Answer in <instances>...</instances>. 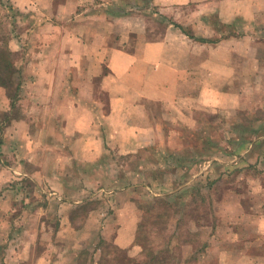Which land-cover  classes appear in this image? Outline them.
I'll return each mask as SVG.
<instances>
[{"label":"rangeland","instance_id":"rangeland-1","mask_svg":"<svg viewBox=\"0 0 264 264\" xmlns=\"http://www.w3.org/2000/svg\"><path fill=\"white\" fill-rule=\"evenodd\" d=\"M22 2L0 0V48L13 53L15 66V69L0 67V163L3 159L8 162L1 150L12 151L13 148L8 144L6 148L4 144L2 146L3 137L11 134L7 127L13 119L30 115L32 126L21 124L15 127V131L19 130L22 135L25 131L35 132L38 140L34 143L38 145L48 140L50 112L45 105L41 107L38 101L46 96L49 84L62 82V72L66 71L69 63L59 55L70 49L81 52L82 48V45L57 40L62 28L50 19L47 26H40L38 22L46 19V16L35 5L20 8L17 3L23 5ZM49 18L55 19L52 16ZM261 21L262 18L253 25H247L241 20L235 28L222 25L218 33L221 37L233 33L241 37L254 32L264 49V25H260ZM149 23L151 32L147 39H159L164 28ZM191 46L192 51L203 52L200 44ZM88 48L92 49V44ZM161 49L166 50L167 47ZM82 53H85V48ZM257 53L259 62L262 54ZM105 63L107 60L102 65ZM152 63H158V79L160 77L161 86H164L170 79L168 68L173 66L174 60H139L138 67L144 72L142 81L148 85H152L154 75L148 74L145 67H152ZM237 63L241 67L235 64L237 72L230 75L234 70L230 69L229 72L226 69L231 67L230 64L220 61L218 66L214 60L206 64L198 55L192 58L190 65L197 75L194 78L190 76L182 96L198 95V100L193 103L189 115L191 122L183 123L174 116L172 122L162 124L171 135V139L167 140L170 150L163 151L162 146V149L155 150V157L150 151L138 159L117 150L109 155L107 162L111 159L114 162L111 167H105L103 174L106 175L102 179L107 187H113L114 180L119 178L118 183L124 187L130 185L135 188H130L132 191L129 193L98 192L94 197L100 201L84 203L80 210L72 214L75 216L65 228H73L76 232L66 236V242L72 244V235H77L74 244L79 247L80 254L76 262L67 258L70 252L68 248L56 242L49 254L59 262L42 261L39 258L42 253L39 244L25 261L5 262L8 260L7 252L0 245V264H249L251 261L264 264V73L251 78L246 73L251 68L249 60L240 56ZM92 64L88 59L81 62L75 60V71H72L73 68L68 71H72V77L69 78L67 73L63 81L65 84H75L77 91L66 90L64 97L84 100L78 96V85L84 93V87L88 85L85 82L99 76L84 73V70L92 68ZM113 64L116 68L122 65L120 60H115ZM215 67L223 69L226 74L229 72L227 78L231 80L233 89L221 95L205 90L195 91V79L203 78L211 82V76L208 73L205 75V72ZM50 69L51 72L46 74V70ZM92 69L103 70L96 66ZM202 72L204 76L200 75ZM119 75L117 77H123L121 80L124 81L125 76ZM11 77L13 80H10ZM130 79L133 81V77ZM49 80L51 83H48ZM101 82L97 81V99L106 96ZM109 82L105 81L104 84ZM114 93L120 91L114 90ZM97 106L94 108L97 112L95 121L108 134L110 130L105 115L109 107L104 101ZM54 108L52 113L56 114L58 109ZM58 108L62 110L66 107ZM43 116H46L45 123L38 122L37 119ZM33 119L36 121L33 122ZM120 136L127 134L121 132ZM18 146H23V143ZM197 162L200 163L196 165ZM140 165H145V170ZM30 167L29 171H32L34 166ZM0 177L3 181L9 179L7 174ZM2 184L0 195L6 190ZM15 191H21L22 196L26 194L21 184ZM35 192L40 198L39 190L35 189ZM21 198L16 199L20 201ZM1 202L0 213L3 212L5 219L2 217L0 230L9 228V223L17 228V220L22 227L30 220L31 228L36 230L41 216L50 225L56 226L53 213L44 214L49 205L43 200L14 206L12 199L3 197ZM130 202L133 204H128ZM128 213L133 216L140 214L139 219L135 216L128 220ZM20 215L21 218H18ZM127 221L132 224L136 222V234L132 247L124 250L116 246L113 240L118 226ZM39 241L41 236H38Z\"/></svg>","mask_w":264,"mask_h":264},{"label":"crops","instance_id":"crops-1","mask_svg":"<svg viewBox=\"0 0 264 264\" xmlns=\"http://www.w3.org/2000/svg\"><path fill=\"white\" fill-rule=\"evenodd\" d=\"M16 1L20 3V0ZM140 1L142 0H138ZM18 3L20 8L35 5L38 11L46 16V19L42 18V21L38 22L40 26H47L48 19L56 22L62 28L61 36L57 40L82 45V48L81 52L70 49L59 55L69 63L66 71L62 72V82L51 83L49 80L48 83L51 84L46 89V96L38 101L41 107L45 105L50 112L47 121L51 124L46 137L48 140L38 145L34 143L38 140L35 132L25 131L22 135L19 130L15 131V127L21 124L32 126V119L27 115L12 120L7 127L11 134L9 137H3L2 142L5 148L7 144L13 148L12 151L3 150L4 148L1 150L8 162L3 159L0 163V176L7 174L9 179L3 181L0 177V185L4 183L2 185L6 187L3 195H0V211L3 197L12 199L14 206L17 203L26 205L43 200L49 205L44 214L47 216L53 213L56 226L53 227L50 222L42 219L43 216L39 218L36 230L31 228L30 220L29 223H23V227L17 220V228L9 223V228L0 230V245L7 252L8 260L5 262L25 261L38 244L42 252L39 258L42 261L59 262V259L54 261L49 254L56 242L65 245L70 251L67 258L76 262L80 254L79 247L74 244L77 235H72V244L66 242V236L76 232L73 228H65L75 216L72 214L80 210L84 203L100 201L94 197L98 192L129 193L132 191L130 188H135L130 185L124 187L118 183L119 178L114 180L113 187H107V183L102 179L106 175L103 174L105 167H111L114 162L113 159L107 162L109 155L117 150L134 155V158L138 159L152 151V156L155 157V150L162 149V146L163 151L170 150L167 140L171 139V135L162 124L166 121L172 122L174 116L183 123L191 122L192 117L189 115L198 95L182 96V92L190 76L194 78V75H197L190 65L192 58L198 55L206 64L209 60L216 61L217 65L223 61L230 64L231 67H226L229 72L234 69L230 74L232 75L237 72V67H241L237 63L241 56L249 60L251 68L246 73L251 75V78L263 75L264 49L256 40L254 32L252 35L245 34L241 37L234 33L221 37L218 31L222 25L235 28L241 20L247 25H253L262 18L259 24L264 25V0H147L145 4L142 2L139 5L135 4V0H23V5ZM149 21L158 28H164L162 39H147L151 32ZM170 22L180 25L194 39L186 36ZM212 38L217 42L201 41ZM91 44L92 49H89L88 45ZM132 44H135V49ZM192 44H200L203 52L192 51ZM162 47L167 49H161ZM84 48L85 53H82ZM257 51L262 54L260 63ZM162 58L174 60L173 66L168 68L170 79L161 86L160 77L158 79L160 67L158 63H152V67H145V71L154 75V81L152 85L145 84L142 81L144 72L138 67L139 60ZM76 59L80 62L88 59L90 63L93 62L92 68H103L102 71L92 68L84 70L85 74H99L98 77L85 82L88 85L84 87V93L80 84L78 85V96L84 100L64 97L66 90L77 91L75 84H65L63 81L67 73L69 78L72 77ZM104 60H107V63L102 65ZM115 60H120V68L114 66ZM71 68L73 70L69 73ZM48 72H51V69L46 70V74ZM229 72L226 74L223 69L216 67L207 69L205 75L208 73L211 76V82L195 76V91L205 90L221 95L232 90V82L227 78ZM119 74L125 76L126 83L121 80L123 77H117ZM200 75L204 76V72ZM130 77H133V81ZM97 81H102L101 87L106 95L103 99H97ZM105 81L110 82L104 84ZM116 82L118 84L115 86ZM114 90L120 93H114ZM103 101L109 107L105 115L110 130L108 134L104 132L105 128L95 121L97 112L94 108ZM54 107L58 109L56 114L52 113L55 111ZM58 107L66 108L59 110ZM34 121L36 119H33ZM37 121L45 123L46 116L38 118ZM121 132H125L127 136H120ZM127 139L129 141L126 142ZM20 143H23V146H18ZM32 165L34 168L29 171ZM140 166L145 170V165ZM19 184L26 190L24 196L21 191H15ZM119 187L123 189H118ZM35 189L39 190L40 198L36 196ZM19 197L22 198L17 201L16 198ZM0 215L1 223L2 217L5 218L3 212ZM139 215L135 216L139 219ZM135 216L128 213V220ZM18 218H21V215ZM135 223L127 221L122 222L121 227L118 226L113 240L116 246L124 250L132 247L136 234ZM38 236H41L39 242ZM249 258L252 260L251 256ZM249 264L262 263L251 261Z\"/></svg>","mask_w":264,"mask_h":264},{"label":"trees","instance_id":"trees-1","mask_svg":"<svg viewBox=\"0 0 264 264\" xmlns=\"http://www.w3.org/2000/svg\"><path fill=\"white\" fill-rule=\"evenodd\" d=\"M146 3L147 0H142L140 2H138V0H135V4L139 5L141 3ZM131 3V2H129ZM163 18V17H162ZM165 20V19H164ZM170 24L174 25L175 27L179 28L186 36L194 39V37H192L191 35H189L180 25L174 23V22H170ZM203 43H216L217 41H215L214 39H208V40H205V39H202L201 40ZM6 51V52H5ZM12 56H13V53L9 50V49H1L0 48V67H4L6 69H11V68H14L15 69V66H14V63L12 62ZM15 72V71H14ZM13 73V72H12ZM14 74V73H13ZM14 77V75H13ZM13 77L10 78V80H13ZM1 82V81H0ZM3 83L5 85H8L6 84L5 81H3ZM171 154V152H169ZM200 155H203L202 153H200ZM200 163V162H197L196 165ZM155 261V258L153 260V262Z\"/></svg>","mask_w":264,"mask_h":264}]
</instances>
